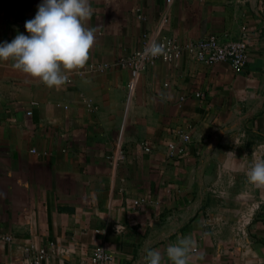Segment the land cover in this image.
<instances>
[{
    "label": "crops",
    "instance_id": "0c3cea01",
    "mask_svg": "<svg viewBox=\"0 0 264 264\" xmlns=\"http://www.w3.org/2000/svg\"><path fill=\"white\" fill-rule=\"evenodd\" d=\"M40 2L0 0V42L27 35ZM90 4L94 46L60 88L0 60V264L84 263L96 247L110 255L97 264H143L149 249L171 264L184 237L189 264H264V186L247 175L264 159V0ZM242 34V70L183 53L128 93L120 59L144 35Z\"/></svg>",
    "mask_w": 264,
    "mask_h": 264
},
{
    "label": "clouds",
    "instance_id": "9594fccd",
    "mask_svg": "<svg viewBox=\"0 0 264 264\" xmlns=\"http://www.w3.org/2000/svg\"><path fill=\"white\" fill-rule=\"evenodd\" d=\"M32 19L25 21L27 35L18 33L11 41L0 42V60H15L14 67L49 87L60 88L68 80L66 72L79 69L89 60L95 43L94 30L85 26L92 16L90 0H41ZM152 55L163 51L152 45ZM248 179L257 187L264 186V159L254 162ZM194 241L179 239L166 248L171 264H189ZM159 250L146 252V264H162Z\"/></svg>",
    "mask_w": 264,
    "mask_h": 264
},
{
    "label": "built area",
    "instance_id": "2783aa9c",
    "mask_svg": "<svg viewBox=\"0 0 264 264\" xmlns=\"http://www.w3.org/2000/svg\"><path fill=\"white\" fill-rule=\"evenodd\" d=\"M163 19L165 20V18ZM164 20L163 22H165ZM152 45L162 46L163 51L159 54L152 55L146 51ZM183 53H187L196 61L206 64L226 62L235 71H240L243 69L248 59V43L244 34L238 39L225 42L219 41L214 35H208L184 44H179L170 37H162L159 40H154L149 36L144 35L141 47L134 50L128 56L120 59V65L123 68L128 69L131 76V80L126 83L128 93H131L132 91V79L135 78L140 71L146 68L151 61L157 59L164 61L176 60ZM27 113L30 114V111ZM144 149L148 150V147L144 146ZM123 159L124 153L122 150L117 151L111 156V160L114 163L123 161ZM4 239L8 240L9 237L5 236ZM109 259L110 255L102 247H96L88 261L78 264H97ZM143 264H146V260Z\"/></svg>",
    "mask_w": 264,
    "mask_h": 264
}]
</instances>
